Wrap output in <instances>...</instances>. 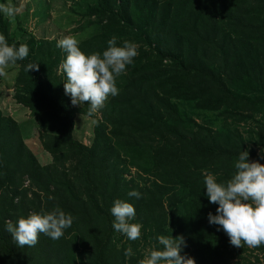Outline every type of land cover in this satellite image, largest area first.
Instances as JSON below:
<instances>
[{"label":"trees","instance_id":"16d2710c","mask_svg":"<svg viewBox=\"0 0 264 264\" xmlns=\"http://www.w3.org/2000/svg\"><path fill=\"white\" fill-rule=\"evenodd\" d=\"M72 1L89 34L60 45L10 31L0 0V66L51 157L0 111V264H255L264 205L235 189L264 204L239 130L263 145L264 0ZM103 87L86 146L75 116Z\"/></svg>","mask_w":264,"mask_h":264},{"label":"rangeland","instance_id":"374dc122","mask_svg":"<svg viewBox=\"0 0 264 264\" xmlns=\"http://www.w3.org/2000/svg\"><path fill=\"white\" fill-rule=\"evenodd\" d=\"M72 9L77 11V7L74 6L72 0H17L16 5L5 3L2 6L3 13L10 24V31L15 29V19H18L24 29L37 39L57 40L60 45L66 43L68 39H73L77 42L88 37L89 33L87 31L85 34L74 32L78 28L76 21L80 17L73 13ZM112 65H116V61L112 62ZM17 74L18 67L16 66H0V111L2 114L12 117L20 125V131L26 147L35 154L39 163L42 165L50 164L51 157L43 151L39 141V124H37L36 118L31 116V113L26 108L18 105L14 99V80ZM106 87L100 90L99 95L101 96H97V99L93 102L94 115L92 117L84 114L75 116L73 136L86 146H91L94 138L93 128L95 120L102 118V105H106L108 102L109 97L105 99L102 96ZM82 99L79 97L80 101ZM256 120L264 123V116L258 114ZM255 126L254 122H249L239 125V130L243 133L246 147L255 154L254 159L260 164L259 175L264 184V143L262 145L259 140L253 141L252 135L249 134L250 131H255ZM134 172L135 170H132V173ZM25 186H28V183ZM246 188V185L242 183L236 187L235 192L240 199H244L245 203L251 202L256 208L264 205L262 202L253 200V198L257 199V196L253 195L251 197ZM256 208L252 211L258 212ZM147 253L148 251L146 250L145 254L147 255ZM242 255L247 260L252 261V263L264 264V255L259 252H254L253 255L248 253ZM147 259L149 260L150 258L148 257ZM241 262L242 260L237 258L231 263L239 264Z\"/></svg>","mask_w":264,"mask_h":264}]
</instances>
